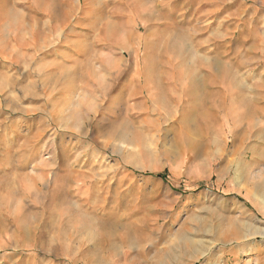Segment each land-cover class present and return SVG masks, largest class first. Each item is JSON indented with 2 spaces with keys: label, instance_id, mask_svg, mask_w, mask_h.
Instances as JSON below:
<instances>
[{
  "label": "rangeland",
  "instance_id": "374dc122",
  "mask_svg": "<svg viewBox=\"0 0 264 264\" xmlns=\"http://www.w3.org/2000/svg\"><path fill=\"white\" fill-rule=\"evenodd\" d=\"M234 120L264 123V0H0V264L264 263Z\"/></svg>",
  "mask_w": 264,
  "mask_h": 264
},
{
  "label": "crops",
  "instance_id": "0c3cea01",
  "mask_svg": "<svg viewBox=\"0 0 264 264\" xmlns=\"http://www.w3.org/2000/svg\"><path fill=\"white\" fill-rule=\"evenodd\" d=\"M230 126L232 128L231 133L234 139V145L232 149H264L263 122H260V124L255 126H251L247 120H234ZM247 139L252 140L250 143H246ZM260 152H262V150H260ZM261 165L264 168V159L261 161Z\"/></svg>",
  "mask_w": 264,
  "mask_h": 264
},
{
  "label": "trees",
  "instance_id": "16d2710c",
  "mask_svg": "<svg viewBox=\"0 0 264 264\" xmlns=\"http://www.w3.org/2000/svg\"><path fill=\"white\" fill-rule=\"evenodd\" d=\"M159 176H162L161 174H159Z\"/></svg>",
  "mask_w": 264,
  "mask_h": 264
}]
</instances>
